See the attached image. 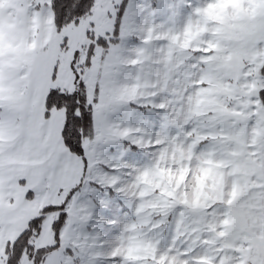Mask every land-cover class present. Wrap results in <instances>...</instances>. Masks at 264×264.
Here are the masks:
<instances>
[{
	"label": "snow or ice",
	"instance_id": "snow-or-ice-1",
	"mask_svg": "<svg viewBox=\"0 0 264 264\" xmlns=\"http://www.w3.org/2000/svg\"><path fill=\"white\" fill-rule=\"evenodd\" d=\"M0 264H264V0H0Z\"/></svg>",
	"mask_w": 264,
	"mask_h": 264
}]
</instances>
